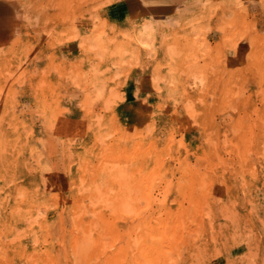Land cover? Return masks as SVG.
<instances>
[{
    "label": "rangeland",
    "instance_id": "rangeland-1",
    "mask_svg": "<svg viewBox=\"0 0 264 264\" xmlns=\"http://www.w3.org/2000/svg\"><path fill=\"white\" fill-rule=\"evenodd\" d=\"M0 264H264V0H0Z\"/></svg>",
    "mask_w": 264,
    "mask_h": 264
}]
</instances>
